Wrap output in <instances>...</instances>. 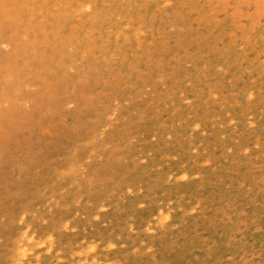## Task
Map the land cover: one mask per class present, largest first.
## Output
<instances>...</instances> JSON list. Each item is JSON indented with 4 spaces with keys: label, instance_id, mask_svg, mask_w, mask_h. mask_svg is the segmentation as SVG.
Returning a JSON list of instances; mask_svg holds the SVG:
<instances>
[{
    "label": "rangeland",
    "instance_id": "374dc122",
    "mask_svg": "<svg viewBox=\"0 0 264 264\" xmlns=\"http://www.w3.org/2000/svg\"><path fill=\"white\" fill-rule=\"evenodd\" d=\"M264 264V0H0V264Z\"/></svg>",
    "mask_w": 264,
    "mask_h": 264
},
{
    "label": "bare ground",
    "instance_id": "6f19581e",
    "mask_svg": "<svg viewBox=\"0 0 264 264\" xmlns=\"http://www.w3.org/2000/svg\"><path fill=\"white\" fill-rule=\"evenodd\" d=\"M15 264V263H14Z\"/></svg>",
    "mask_w": 264,
    "mask_h": 264
}]
</instances>
